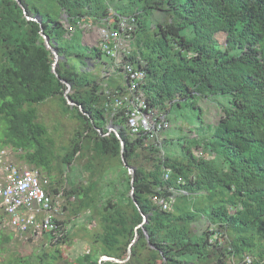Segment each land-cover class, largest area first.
Instances as JSON below:
<instances>
[{
	"label": "trees",
	"instance_id": "16d2710c",
	"mask_svg": "<svg viewBox=\"0 0 264 264\" xmlns=\"http://www.w3.org/2000/svg\"><path fill=\"white\" fill-rule=\"evenodd\" d=\"M130 15L137 18L130 60L147 70L143 91L151 104L171 115L182 107L202 114L200 100L219 109L203 131L204 125L200 133L189 130L193 138L180 150L166 151L175 140L131 136L125 110L113 119L121 139L109 132L104 83L89 76L85 56L76 52L93 41L88 26ZM44 36L62 57L57 75ZM91 46L102 60V51ZM173 86L174 95L163 93ZM54 99L80 121L57 166L71 170L79 158L89 174L80 184L67 175L64 211L87 215L89 223L97 217L101 229L90 249L66 264H119L101 258L126 260L136 232L132 255L122 264H227L246 256L264 263V0H0V152L12 148L19 161L45 172L51 179L45 190L58 195L57 156L37 108ZM121 140L135 168L134 197L147 217L140 228L144 219L131 196ZM115 168V180L105 182ZM171 189L179 194L171 211L147 200H170ZM219 232L224 243L210 245ZM61 258L39 260L62 264Z\"/></svg>",
	"mask_w": 264,
	"mask_h": 264
},
{
	"label": "built area",
	"instance_id": "2783aa9c",
	"mask_svg": "<svg viewBox=\"0 0 264 264\" xmlns=\"http://www.w3.org/2000/svg\"><path fill=\"white\" fill-rule=\"evenodd\" d=\"M136 26V16L130 15L120 17L116 22L109 21L105 26L90 25L86 32L94 40L98 36L96 46L111 60L103 68V77L107 80L115 72L123 77L120 87H104L108 97L105 106L109 119L108 128L115 127L113 119L125 110L126 128L131 136L147 135L153 143L161 142L163 134L172 127L173 122L168 111L154 107L145 95L143 87L148 81L145 66L130 60L134 50ZM97 28L98 31L95 32ZM0 166V231L8 228L16 234L32 238L46 235L51 244L63 241L67 235V227L61 222L64 212L59 202L63 199V191L58 195L48 193L39 170L8 164L2 160V156ZM168 178L169 174H165V179ZM170 192V200L155 199L156 206L163 211H171L175 198L179 196L172 189ZM223 237L221 232L212 234L210 245H222ZM227 264H253V258L246 256L242 261L230 259Z\"/></svg>",
	"mask_w": 264,
	"mask_h": 264
},
{
	"label": "rangeland",
	"instance_id": "374dc122",
	"mask_svg": "<svg viewBox=\"0 0 264 264\" xmlns=\"http://www.w3.org/2000/svg\"><path fill=\"white\" fill-rule=\"evenodd\" d=\"M157 19H159V16L158 18L157 16H154L153 24ZM146 24L147 26H150V24H152V19L146 21ZM97 31L98 28L95 29V32ZM97 37L98 36L96 35L95 40L93 37H91L93 42L88 40L89 44H86L84 47L76 50V52H81L85 56V60H83L84 63H87V65L91 68L89 72V76L91 78L104 83V87L108 85L109 88H114L119 84L122 85L123 77L119 72L113 73V75L107 80L103 77L102 71L104 65L101 63L103 62L110 64L111 60L108 57L103 56L102 61H98V55L94 50V47L91 46L96 45ZM76 62L78 63L77 60ZM80 65L82 64L79 62L77 66L79 67ZM176 89L173 86L164 89L163 93L167 96L174 95ZM216 100L218 102H225L223 98H218ZM198 103L203 111L202 114L200 111L195 112L191 108L187 107L173 110L174 114L171 115V119L173 120L171 127L172 129L168 132V135L175 141L172 142V145H170L168 148H165L167 152L168 150H180V145L184 144L187 139L193 136L196 127L200 133L203 125L202 131L205 126H207V123H214L217 120V116L215 114L219 109L214 107L213 101L211 102L205 100V103H202L200 100ZM182 105H186L184 101H182ZM37 108L39 120L48 127L49 137L53 140L54 154L57 156V158L54 160V180L56 182L61 181L58 186L60 191H63V193L66 194L67 190L70 189V187L66 184L68 179L67 175L73 183L79 184L84 183L89 176V174L82 169V165H84L85 160H80L79 158H76L75 163H73L72 167H70L71 170H69V166H61V168H58L57 166L58 163H60L61 158L65 155V150L70 148L72 140L77 137V133L80 129V121L73 113L64 112L58 99L50 100L46 103L40 104L37 106ZM175 115H180V118L177 116L176 121L174 120ZM190 129L193 134L189 133ZM179 137H181L180 142L177 141ZM2 151V153L0 152V156H2V160L4 162L18 166L19 168L21 167L23 169H30L23 162L17 159V153L12 148H4ZM197 155H199L198 151ZM116 168L114 171L107 174L105 182L115 180L116 176L114 172L120 171L118 169L116 170ZM42 174V180L47 187L51 179L46 175L45 172H42ZM1 175L2 169L0 166V177ZM62 197L63 199L59 200L61 207H64V214L61 216V219H63L67 225L68 240L58 244H51L48 241V237L46 235L32 238L16 234L15 232L8 230V228L6 230H1L0 264H40L39 258H43L44 261H46L57 253H60L62 256L59 262L66 264L75 260L76 257L90 249L91 244L94 241L95 234H98L101 231L99 219L96 217L92 220V222L89 223L86 222L87 215L83 214L79 217L72 216L68 211H64L66 210L65 207L68 205L66 197ZM146 197L150 204L156 205L154 195H147ZM72 201L73 199L71 198L70 202ZM5 237H11V239L9 241H4L3 239ZM223 240L225 241V236L223 237Z\"/></svg>",
	"mask_w": 264,
	"mask_h": 264
},
{
	"label": "water",
	"instance_id": "95a60500",
	"mask_svg": "<svg viewBox=\"0 0 264 264\" xmlns=\"http://www.w3.org/2000/svg\"><path fill=\"white\" fill-rule=\"evenodd\" d=\"M16 1L19 2V0H16ZM35 20H37V21L41 24V19H40V18H35ZM44 38H45V45H46V47H47L49 50H51V52H52L53 55H54V64H53V65H54V68H53V72L57 75V66L59 65V61L61 60L62 57H60L58 51L55 50V49L51 46L49 38H48L47 36H44ZM64 83H65V82H64ZM67 86H68V91H67V93H68L69 90H70V85L67 84ZM68 104H69L71 107L76 106L75 103L70 102V101H68ZM79 110H80L82 113H84V110H83L82 107H79ZM109 132H113L114 134H116V135L118 136L119 139H121V137H120V135H119V133H118V131L116 130L115 127H112L111 129H109ZM121 147H122V151H121L122 162H123L124 166L127 168V170L129 171V174L131 175V185H132L131 196H132V199H133V201H134L136 207L139 209V211H140L141 214L143 215V219H144L143 223L138 227V228H140V227H142V226L147 222V217L142 213V211H141V209H140V206H139V203L137 202V200H136L135 197H134V188H133V186H134L135 168L129 166V165L127 164V162H126V159H125V157H124L125 142H124L123 140H121ZM138 228H137V229H138ZM138 238H139V234H138V232H136V233H135V238H134V240L132 241V243H131L130 246H129V249H128V258H127L126 260L122 261V260H118V259L110 258V257H107V256H103V257L101 258V260H102V261H113V262H115V263H119V264H122V263L127 262V261L130 259L131 255H132V249H133V246H134V245L136 244V242L138 241Z\"/></svg>",
	"mask_w": 264,
	"mask_h": 264
},
{
	"label": "crops",
	"instance_id": "0c3cea01",
	"mask_svg": "<svg viewBox=\"0 0 264 264\" xmlns=\"http://www.w3.org/2000/svg\"><path fill=\"white\" fill-rule=\"evenodd\" d=\"M93 42V41H92ZM100 61H102V60H100ZM102 65H104L103 66V68L105 67V66H107L108 64H106V63H101ZM119 87H120V84L118 85ZM118 86H115L114 88H116V87H118ZM166 111V110H165ZM172 128H170L166 133H164L163 134V141H161L162 143L163 142H165V141H172L173 139L168 135V132L171 130ZM190 132V131H189ZM168 143H170V142H168ZM212 264H214V263H212Z\"/></svg>",
	"mask_w": 264,
	"mask_h": 264
}]
</instances>
